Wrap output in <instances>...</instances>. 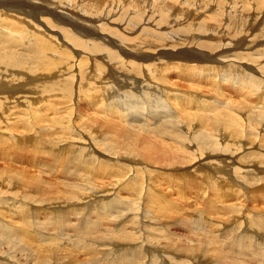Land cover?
I'll return each mask as SVG.
<instances>
[{
	"label": "bare ground",
	"instance_id": "6f19581e",
	"mask_svg": "<svg viewBox=\"0 0 264 264\" xmlns=\"http://www.w3.org/2000/svg\"><path fill=\"white\" fill-rule=\"evenodd\" d=\"M142 1H144L145 4L139 2V0H82V3L79 2V0H0V96H2L0 103L3 106L14 105V108L19 104L20 108L23 110L22 112L27 118L25 117V119H22L16 116L15 125L17 123L21 128H39L37 133L32 130V132L35 133L32 134L35 138L33 139L34 141L30 140V142L35 148L46 147L45 151L44 148L42 149L45 154H49L50 151L55 148L59 149L48 155L50 158H58L60 162L57 163V165L53 163L48 167L50 173H55V175L56 173H64L65 175H68V173L77 174L80 170H77L76 167H85L82 161H88L91 163V165H88L91 170H96L95 167H98L102 170L105 177L117 179L119 183L115 184V188L118 186L119 188H117L118 191L114 190L115 199H110L108 196L105 197V199L100 197L101 199L99 201L103 210L98 217L100 222H102L104 218L108 220L112 207L118 205V203L122 201L135 205L132 209L133 211L123 212L126 216L123 220H117L115 222V230L107 228V240L112 246H100V249H96L92 252V258L90 257V260L97 256L95 259L99 264H146L144 263V261L147 260L146 252L152 249L147 246L149 241L142 244L131 242V244L128 243L129 240L126 241L125 238L129 236V238L134 237L133 239H136L143 237L145 234L144 232L154 235L157 232L168 230L166 226L163 228L164 226L160 227L151 224V219H157L156 217H158L159 212L165 209L167 200L158 191L157 185L155 186L156 182L152 174H156V171L153 172L149 168L153 166H163L162 168H165L167 171H170L173 167L178 170L180 165L184 164L186 161L189 162L188 159L186 160V155L190 152V149H192L190 147L195 145H197L199 150H202L201 160L203 162L194 168L196 176L197 172L202 170L200 168H202L201 166L203 165L206 169L212 168V171H219L224 174V182L226 179H231V175L227 176L226 173L231 172L233 169L235 172L238 171L236 172L238 175L242 174L241 181H238L243 183V185L239 184V186L245 188V190L242 191V193L247 192L246 195L244 194L245 196H243V194H227V191H231V189L233 191L235 189V187L230 188L229 185L225 186V189L222 190L227 192V197L233 196L234 199L243 201V204L236 202L234 203L235 205L227 207L229 214L230 212L239 214V216L227 222L230 224L236 222V225L229 229L226 228L225 231L227 232L223 234L216 232V235L210 237L211 241H207L209 244L206 242L202 245L196 243V240H201L198 237L200 235L196 234L191 239H197L193 241L188 239L184 246L180 247L174 245L171 247L156 243L151 246L153 247L152 250L157 249L159 251L168 252L167 254H162L165 256V259H167V257L170 259L173 255L178 258L184 256L186 259L190 257L191 259H189V261L193 263H195V257L198 255V252H202L203 256H205L202 262L206 263L208 261V264L209 262L210 264H248L249 254L246 255L243 253L253 254L252 256H256V258L253 259L258 260L260 258L263 260V211L260 213L256 209L257 211H255V213H258L254 214L251 210H248L250 211L248 213L246 210L250 207L249 204L251 202H255L259 196L260 198L262 197L260 189H264V78H254L255 76H251L250 73H246L245 75L243 70L245 67L241 66L239 63L246 62L244 58L250 61L251 58L247 55L235 54V57L232 56L225 60L216 58V56H211L214 51L222 50V48L218 46H215V48L210 47V54L209 52L204 54L196 52L199 56L195 55L193 50L181 51V48L185 47V44L190 45V47L192 46L191 44L194 43L200 44V42L195 41V38H199L201 35L207 34L210 39H216L221 36L220 34L206 33L205 29H209L211 23L219 27L220 25L228 27L229 29L227 28L226 30L235 34V40L242 39L248 34L247 31L251 29L249 25L251 20L245 19L242 13H235L236 15L223 17V12H236V10H239L241 7L245 8L246 4L252 0H178L181 1L183 5L187 6L188 9L186 11L188 12H184L183 9L180 8H174V6L169 3V0ZM253 1H256L258 4H262L263 2L262 0ZM107 5L110 7L108 6L107 8ZM74 8L78 10L74 11ZM189 9H196L193 11L194 13L199 12L207 19L203 26L200 27L196 24L187 22L185 16L192 15ZM118 10L119 15H115L116 17H113L114 19L111 20L112 22H97V17H102L103 15L110 16L114 12L117 13ZM204 11H209V14H204ZM80 13H83L84 16ZM88 14L91 16L89 17ZM179 16L183 17V19H181L182 22L177 21ZM142 23H151L155 24V26L152 25L151 27L150 25H143ZM110 25L116 26L112 28L113 26L110 27ZM176 25H179L177 27L178 29ZM108 27L110 28L108 29ZM119 27H123L125 31H123V29L120 30ZM162 27H166V30L162 31ZM169 27L174 28L170 33L175 32V34H180L178 41H175L173 44L175 46L172 45L171 48H177L178 50L175 52H167L169 48L162 51L164 47H167L166 43L169 42L167 39V34H169L168 30H170ZM125 39L131 42L128 44ZM213 44L214 43L208 45ZM200 56H210L208 59L212 58L225 64L222 66L220 64L216 65L210 63V60H206V63H202V60L205 59ZM190 57L198 61L194 62ZM161 58H168L171 60L179 58L184 61L176 63L177 66H175L174 61L165 62V60H160ZM158 59L160 62H158ZM149 60H152V62H149ZM172 69L179 70L178 78L182 80V82L187 83L186 85L179 83V79L178 81H172L171 79L173 78L170 79L168 76L169 79L164 81L167 87H164L167 90L166 93L163 87H153L151 84L152 87H150V85H148V82L152 81V79L155 80L156 83L163 81L166 74L169 73L168 71ZM237 70H241V72L235 75L234 73ZM222 73L225 75V81L231 84L230 89L233 90L228 95L231 96L232 93H235L237 96L242 97L238 98V101H233L230 96L225 94L227 87L223 88L222 86V83H224H221L223 80L221 78ZM263 74L262 77H264ZM133 76L139 77L141 80L143 79V81L140 82V79H127ZM157 79H159L158 82ZM246 81H248V83ZM143 82H147L148 84H142ZM208 83L210 89L213 88L215 92L217 91L220 93L218 94L216 92L219 97L224 95V97L222 96L223 100L224 98L227 99L224 101H226V104L227 102L229 104H227V108L222 109L226 105L220 107L221 103L217 106L215 101L211 102L207 99L209 96L207 98L196 96L197 94L194 92V88L197 86L201 87L203 84ZM257 83H259V87L256 86ZM141 84L144 86H141ZM181 85H183V87L185 86L186 89L181 87ZM25 86L29 87V94L25 93L23 90ZM135 86L138 87L139 91L137 90L135 92V89H130ZM150 88H158V92H162L164 98L156 94L152 96L148 90ZM129 89L133 95L129 92ZM205 89L207 88L205 87ZM82 93H85L87 96H98L101 93L102 100L97 98L88 99L87 102L89 105L87 106L92 107V110L95 111L94 116H97L105 123L109 120L106 117L108 113L114 117L122 116L126 119L135 121L136 119H134L133 116L136 115L130 113L132 108L128 106L132 105L131 103L143 102L144 106L139 107L144 111L145 107L149 106L150 113L156 111V106L153 104L152 100L163 102L167 106L165 112L168 114L165 115V117L171 116V118L166 120V130H163V133L157 136H149L155 138L166 137V139L163 138L165 141H161V144H156L146 139L149 146L148 157L156 159L161 163V165H146L147 168L145 170L150 171L148 176L146 173V179L143 178L144 176L142 175L143 172L140 171L141 169L131 178L126 176L121 170L125 167L124 165H122L123 167L120 166L117 161H114L113 164L109 163L107 160L111 162H113V160L106 157L103 148L96 141L90 126L76 123V120L74 121L72 117L67 114H60L59 117L57 116L59 114H54L52 117L43 115L44 117H42L40 109H37L41 103L35 107V113L31 107L33 106L32 104L35 103V99L32 97L35 96L34 94L46 98H48V96L60 95L63 98H69L76 104L79 97L85 95L78 96ZM254 93H257L258 96H254ZM245 94L251 95V97L253 95L254 98H247ZM149 95L152 96V99L147 98L146 101L141 100ZM60 96H57V99ZM217 96L215 95V97ZM62 100L63 99L60 101L62 102ZM230 100H232V102ZM49 104H51V102H49ZM71 104L72 103L66 104L65 107L69 105L71 109ZM246 105L248 109L245 108ZM21 106H23V108ZM75 106L76 105L72 107L76 108ZM44 108L46 107L44 106ZM163 109H165V107H163ZM251 109L256 115L254 113V115H251ZM59 113H61V111ZM76 113L77 115H74L75 118H82L80 108ZM19 116L21 117L23 115L20 114ZM87 116V118L92 119L89 117L91 116L90 114H87ZM182 116L183 122L178 120ZM46 120L56 124L48 135H44V133L49 130L45 122ZM123 122H125V120H123ZM123 122H117V124H115V122H109V124H107V130L113 134V136H111L113 140H111V144H109V154L115 156V158H117V154L122 153L121 150L127 152V150H125V144H131L133 140H141V142H143V138H141L143 135L142 128H136V132L135 130H123ZM167 125L177 132H172V130L170 131V129H167ZM85 130H89L91 133L88 134ZM65 134L67 136H65ZM0 139L3 138L0 137ZM61 139H67L66 141L68 144L75 143L77 146L74 145L72 148L61 149L59 147ZM18 141L20 142V139ZM1 142L4 143V141ZM158 142L159 141H157V143ZM13 143L14 141L12 144ZM12 144L9 145L12 146ZM20 144L18 145L19 148ZM13 146H16V144ZM131 146H133V144H131ZM49 147L52 148L50 151ZM42 150L40 149V151ZM137 150H139V154H141L143 148H137ZM203 153H209V156L204 157L205 155ZM127 154L131 156L128 162L136 161V163L142 164L140 163L139 154H137V152H127ZM92 155L94 156L91 158ZM219 155L222 156L221 160L217 159ZM234 157H238V159L241 158L239 163L241 162L243 167H238L234 161V163L232 162L231 158L233 159ZM67 163L76 167L67 166ZM218 163L220 164V168ZM203 171L202 175L204 173L206 179L212 177V175L210 177L209 173L206 175L208 170ZM210 174L212 173L210 172ZM120 175L123 177H119ZM165 175L168 174L166 173ZM185 175L194 177L192 173L188 172L185 173ZM221 177H223V175ZM245 177L246 181L250 182H245ZM3 179L5 178L3 177ZM213 181L212 184L218 182L216 181L213 183ZM208 182H206V184ZM67 184H69V182H64L63 186H60V188L66 187ZM79 184L83 187L78 185L72 188L66 187L64 193L56 187L55 192L57 196H55V202L62 201L61 199L57 200L59 196L64 195L65 198H67L68 195L73 193V196L69 198L71 202L77 200V198L81 200L83 194H85L87 190L93 188V180H89V176L81 178ZM217 185L219 184L217 183ZM220 185L222 187V184ZM180 186L185 187L186 185L180 184ZM197 187L200 186L198 185ZM124 191H127L129 196H121V193ZM203 191L206 190L203 189ZM257 191L259 195L256 199L257 196L253 195H255L254 192L257 194ZM39 192H41V190H39ZM181 192L182 190L179 191L180 196H182ZM214 192L216 191H213V198H217L221 201L222 199L220 200L219 197L224 196H218L220 193L217 195V193ZM3 193H5V189L0 190V195ZM205 193L207 194V192ZM75 194H79V196L75 198ZM199 194H201L200 191ZM206 194H204V196ZM119 196H121L123 200L118 201L116 204L114 200ZM213 198H211L209 208L212 206ZM7 200L8 199H2L0 196L1 220L6 214L4 209H7L9 206L8 203H4ZM20 200L21 199L17 200L16 203L20 202ZM12 205L13 202H11L9 207ZM90 205L92 204L86 206L90 207ZM96 206H99V202L91 207L96 208ZM117 210L118 212L121 211L120 209ZM35 211L39 212L41 209ZM88 213L91 214L89 209L86 211L85 219L91 218L90 214L87 215ZM95 213L96 211L93 212V216H95ZM205 213L212 214L206 211ZM202 214H204V212ZM242 216L247 217L248 224L245 227H240V221L238 220V218ZM98 218L96 217L93 222L97 223ZM195 218H197V216ZM5 219L6 218H4V220ZM53 220H55V218L51 217L49 224H51ZM32 224H35L33 219L30 220L27 231L30 235L35 236L32 232ZM42 224L43 223L39 222V225ZM131 228L134 229L135 232L130 230ZM213 237H215V239ZM221 239H225L226 244L221 243ZM216 242L217 245H214ZM218 242H220V244H218ZM126 243L128 249L126 247L125 250L121 249L120 246H124ZM209 245H214L218 248L213 247V249H211V247H207ZM225 245L229 247V250L225 249L227 248ZM136 247H138L137 250H135ZM101 250L105 253L101 254ZM121 250H123V252H121ZM223 253L225 257L224 255L222 256ZM33 258L39 261L38 264H66L61 260L62 258L53 259L40 255ZM232 258L234 261L229 260ZM149 260L151 262L148 264H157L159 263V256L155 255L149 258ZM262 260L260 261L261 263H263ZM179 261V264L185 263L181 260ZM244 261L245 263H243Z\"/></svg>",
	"mask_w": 264,
	"mask_h": 264
},
{
	"label": "rangeland",
	"instance_id": "374dc122",
	"mask_svg": "<svg viewBox=\"0 0 264 264\" xmlns=\"http://www.w3.org/2000/svg\"><path fill=\"white\" fill-rule=\"evenodd\" d=\"M262 1H263L262 4H258V3H256V1L252 0L246 4L245 8H247V9L241 7L239 10H236V12L235 11L223 12V17L230 16V15H236L235 13H242L245 16V19L251 20L249 23V25L251 26V29L249 31H247L248 34H246L242 38L244 41L242 39L235 40V34L226 30L228 27H224V25H220V27H219L218 25H216V24L212 25L213 23H211L209 26L210 30L205 29L206 33H208V34H220L221 36L216 38L218 40L212 39V38H211L212 39L211 40L207 34H204V35H201L199 38H197V37L195 38V41L200 42V44H195V43L191 44L192 48L190 47V45L185 44L184 45L185 47H182L181 51L182 50H190V51L193 50L194 51L193 53L195 55L199 56L196 52L201 53V54L209 52V54H210L209 48L210 47L215 48V46H218V47H221L222 50L214 51L211 54V56H216V58H221V59L225 60V59H228L229 57H232V56L235 57V54L247 55L248 57L250 56L251 60L249 61L247 58H244V60L246 62H240L239 63V64H241V66L245 67L243 69L245 75H246V73H250L251 76H253V77L255 76L254 78H264V77H262V74L264 73V71H262V70H264V54H263L264 53V30H263L264 29V0H262ZM79 2L82 3V0H79ZM139 2L144 3V1H142V0H139ZM169 3L172 6H174V8H180V9H183L184 12H188V11H186L188 9L187 6L183 5L181 3V1L169 0ZM108 6L109 5H107V8H108ZM77 10L78 9L74 8V11H77ZM195 10L196 9H194V10L189 9V11L192 12V15H187V16H185V18H186L188 23H193V24H196L197 26L201 27L205 24L207 19L204 18V16L201 15L199 12H197L198 14L194 13L193 11H195ZM244 10H246L247 12ZM200 11H203V10H200ZM112 14L110 16H104L103 15L102 16L103 18L101 16L97 17L98 18L97 22H103V23H106L105 21L112 22L111 20L114 19L113 17H116L115 15H119V10L117 11V13L114 12ZM204 14H209V11H204ZM81 15L84 16L83 13ZM90 16L91 15H89V17ZM181 19H183V17L179 16L177 21L182 22ZM142 24L145 25L147 23H145V24L142 23ZM147 25H150L151 27H152V25L155 26V24H151V23L147 24ZM115 26L116 25H110V27H112V28H115ZM178 26L179 25H176V28ZM110 27H108V29ZM165 28L166 27H162V31L166 30ZM169 28H170V30H168L169 34H167L168 35L167 39L169 42L166 43L167 47H164L162 49V51H165L166 48H169V49H167L168 50L167 52H175L178 49L173 48L174 49V51H173V49H171V48H172V45L174 44V42L178 41V39L180 38L179 37L180 34H175V32L170 33L172 30H174V28L173 27H169ZM122 29H123V31H125V29L123 27L120 28V30H122ZM85 36H87V35H85ZM125 40L127 41L128 44L131 42L127 39H125ZM212 43H214L213 44L214 46L208 45V44H212ZM253 43H254V45H253ZM201 44H203V45H201ZM173 46H175V45H173ZM179 47H180V45H179ZM160 48H162V47H160ZM170 50H172V51H170ZM85 55H86V53H85ZM200 57H202V56H200ZM190 58L193 59L194 62L198 61L192 57H190ZM202 58L205 59V60H202V63H206V60H210V63L216 64V65L220 64L222 66L223 64H225L222 62H218L212 58L208 59V58H210V56L209 57H202ZM256 58H257V60H256ZM160 60H165V62H171V61L173 62L174 61L175 66H177L176 63H178V62L180 63L181 61H184V60H181L179 58L173 59V60L168 59V58H161ZM252 61H254V62H252ZM149 62H152V60H149ZM158 62H160L159 59H158ZM248 63H250V64H248ZM246 64H247V66H246ZM178 71L179 70H177V69H172V70L168 71L169 73L166 74L164 80L160 81L159 83H156V81L152 79V81L148 82L149 84L147 82H143L142 84H148V85L151 84V85H153V87L157 86V87L167 88L165 86L166 82H164V81H167V79H169V78L170 79L173 78V79H171L172 81H178V79H179L178 78V76H179ZM240 72H241V70H237L234 74L237 75ZM244 73H241V74H244ZM221 75H222L221 78L223 79V80L221 79L222 80L221 83L224 82V83H222V86H223V88L227 87L225 90V94L227 96H230L228 94L233 91L230 89L231 84L228 83L227 81H225L226 79H225V75L223 73ZM127 79H130V80L136 79L137 80L140 78L133 76V77H129ZM158 80L159 79H157V82H158ZM141 81H143V79L142 80L140 79V82ZM246 82L248 83V81H246ZM179 83H182L185 85L187 84V83L182 82V80H180ZM142 84H141V86H144ZM249 84H250V82H249ZM151 85H150V87H152ZM208 85H209V83L203 84L201 87L197 86L196 88H194V92L197 95L196 94H193V95H196L198 97L201 96L200 98H202V97L207 98L209 96L207 98L208 100H210L211 102L215 101L217 106H219L221 103L222 106L220 105V107H223L224 105H226L222 109L227 108L228 102L226 104L225 103L226 101H224L227 99L224 98V100H223V98H222V96L224 97V95L219 97L218 94H220V93H218L216 91L218 93L217 94L215 92V90L213 88L210 89V86H208ZM14 86H15V83H14ZM256 86L259 87V83H257ZM181 87H183V85H181ZM189 87H192V86H189ZM205 87L207 89H205ZM165 88H164V90H165L164 92L166 93L167 90ZM183 88L186 89L185 86ZM130 89H135L134 91L136 92L138 90V87L135 86V87L130 88ZM130 89H129V92L131 93ZM23 90L27 94L30 93V89L27 86H25L23 88ZM148 90L152 96H153V94H156V95H159L162 98H164V96L162 95V92H160V91L158 92V88H150ZM198 92H199V94H198ZM205 93H207V94H205ZM84 94L85 93H82V94H79L78 96L84 95ZM234 94L235 93H232V95L230 96L233 99V101H238L239 100L238 98H242V97H239L236 94L235 95ZM34 95L36 96V98H35V96H32L35 99V101H34L35 103L32 104L34 107L31 106L34 113H35V107L41 103L40 104L41 106L39 105L40 107L38 106L37 109H40L42 117H44L43 115H48V116L52 117V116H54V114L55 115L59 114V115H57L59 117L60 114L61 115L67 114L70 117H72V119L74 121L76 120L75 121L76 123L86 124V125L90 126L92 132L95 135L96 141L103 148L106 157L113 160V162H111L109 160H107V161L111 164H113L114 161H117L120 164V166L124 165L125 167L122 168L121 170L125 173L126 176L132 178V176L136 175L135 173L138 172L139 169H141L140 171L143 172L142 173V175L144 176L143 178L146 179L147 178L145 176L146 173H147V176L150 173V171L145 170L147 168V166H146L147 164L161 165V163L159 161H157L156 159L148 157L147 154H148L149 146L147 144L146 139H149V141L155 142L156 144H161V141H165V139H166V137H163L165 139H163L162 137L161 138L149 137V136H157L158 134H162L163 130H166L165 129L166 120L168 118H171V116L165 117V115H167L168 113L165 112L167 106L163 102H159L157 100H152L153 104L156 106V111L151 112V113L149 111L150 110L149 106L145 107L144 111L140 108V107L144 106L143 102L131 103L132 105H128V106L132 108L130 113L133 115H136V116H133V118L136 119L135 121L126 119L122 116L114 117V116H111L110 113H108L106 115V117L109 120H107V122L105 123L101 119H99L97 116H94L95 111L92 110V107L87 106V105H89V103L87 102L88 99L97 98L99 100H102L103 98L101 96V93L98 96L97 95L96 96H87L85 94L84 96L79 97V100H77L76 104L74 101H71L69 98H63L60 95L48 96V98L43 97V96L41 97V95L37 96V94H34ZM151 95H149V96H147L141 100L146 101L147 98L152 99ZM215 95L216 96L218 95V96L215 97ZM253 95L258 96L257 93H254ZM253 95L251 97V95L249 96V95L245 94V97L253 99L254 98ZM57 96H60V97H58V99H57ZM1 98H2V96H0V99ZM36 99H38V100H36ZM59 99L60 100L63 99L62 102ZM218 99H219V101H218ZM51 100H54V101H51ZM134 100H136V99H134ZM221 101H223V102H221ZM230 101L232 102V100H230ZM49 102H51V104H49ZM65 102H66V104L72 103L71 109H73V110H71L69 108L70 107L69 105H67L68 107H65L66 106ZM245 102H247V101H245ZM256 102H258V101H256ZM110 103H117V102H110ZM74 105H76L75 106L76 108L72 107ZM44 106L46 108H44ZM21 107L23 108V106H21ZM163 107H165V109H163ZM79 108H80V111L82 114V118H78V117L75 118V116L77 115L76 112L79 110ZM245 108L248 109L247 105L245 106ZM74 109L76 112L74 111ZM147 109H148V111H147ZM22 111L23 110L20 108L19 104L17 106H15V108H14V105L3 106L0 103V115H1L0 116V126H1L0 127V137L3 138V139H0V190L5 189V193L1 194L0 196L4 200L8 199L4 203H6V204L8 203L9 206H10L11 202H13V205L11 207H9L7 205L8 208L4 209L6 212L4 218H6V219L5 220H4V218H2V220L0 219V264H5V263H7V264H38L39 261H36L33 258L37 255L45 256V257H49V258H53V259L62 258L61 260L66 264H68V263L69 264H88V263L99 264L98 261L95 259L97 256L95 258H93L92 260H90V257L92 256V252L96 249H100V246H102V245L103 246L104 245L112 246L107 240L108 239V237L106 235L107 234V228L115 230L116 229L115 228V222L117 220H123L126 216V214H124L123 212L133 211L132 209L135 205L133 203L128 204V203H124V201H122V202L118 203V205L112 207V210H111V213H110L108 220H106L104 218L103 221L100 222L98 217L103 212L101 205H100V201H99L101 199L100 197L105 199V197L108 196V197H110V199H115L114 198L115 197L114 190H117V188H119V186L117 188H115L116 187L115 184L119 183V182H117V179L105 177V175H103V173H102V170L98 167L94 166L96 168V170H91L90 167H88V165H91V163L88 161H82L83 165L85 166L82 168H78V167H76L74 165H70L68 163L66 164L67 166H74V167H76L77 170H80V172H78L77 174L68 173V175H65L64 173L63 174L56 173V175H57L56 176L55 173H50L48 170V167L53 163H55L57 165V163H60V162H59L58 158L57 159L50 158V157H48V155L56 152V150H59V149L55 148V149L51 150L52 148L49 147V151L51 150L50 153L45 154L42 149L44 148V151H45L46 147L35 148L31 144L30 140L34 141L33 139L35 138V136H33L32 134H35V133H33L34 131L37 133L39 131V128L38 127H34L33 129L28 128V127L21 128L19 124L16 123V125H15V117L16 116L19 118L25 119L26 116ZM45 111H46V113H45ZM60 111H61V113H59ZM70 111L71 112L74 111V112H72V115H71ZM31 112H32V110H31ZM47 112H48V114H47ZM250 112H251V115H254V114L256 115V113L253 112L252 109ZM15 113H16V115H15ZM43 113H45V114H43ZM20 114L23 116L20 117L19 116ZM87 114H90L91 116H89V117H91L92 119L87 118L88 117ZM123 120H125V122H123ZM178 120L183 122V116ZM45 122H46L49 130L46 131L44 133V135H48L50 133V130L52 128H54V126L56 124L53 122H49L47 120ZM109 122H115V124H117V122H123V130H129V131L135 130V132H136L137 131L136 128H142L143 135L141 136V138H143V142H141V140H133V142H131V144H133V146H131V144H125V150H127V152H137V154H139V150H137V148H143V150H141V154H139L140 163H142V164L136 163V161L128 162V160L131 159V156H129V154H127V152H123V150H121V152H122L121 154H117V158H115V156H111V154H109V144H111V140H113V138H111V136H113V134H111V132H109V130H107V124H109ZM3 124H4V126H3ZM167 126H166V128L170 129V131H171L172 130L171 127L169 125H167ZM5 127H7V128H5ZM81 127L85 128L84 126H81ZM32 130H33V132H32ZM85 132L88 134L91 133L89 130H85ZM172 132H177V131L172 130ZM69 135H71V134H69ZM65 136H67V135L65 134ZM19 139H20V142L18 141ZM66 140L67 139H61V141L59 143V147L61 149H67L69 147L72 148V146L76 145L75 143L68 144ZM152 140H154V141H152ZM1 141H4V143ZM13 141H14V143L12 144ZM157 141H159V142L157 143ZM8 142H9V144H12V146L9 145ZM15 144H16V146H13ZM19 144H20V148L18 146ZM194 144H196V143H194ZM190 148H192V149H190V152L187 153V155H186V160L188 159L189 162L186 161L184 164L180 165L178 170L174 169V167H173L170 171H167V170H165V168H162L163 166H158V167L153 166V167L149 168L153 172L156 171V174H154V173L152 174L154 176V181L156 182L155 186L157 185L156 187H157L158 191L167 200V202L165 204V206H166L165 209H162L159 212L158 217H156L157 219H151L152 220L151 224H154L155 226H160V227L164 226L163 228H165V226H166V227H168V230L162 231V232H157L154 235H152L151 233L146 234V232H144L145 234L143 235V237L136 238V239H133L134 237L129 238V236L128 237L126 236L125 240L130 241V242L128 241V243H131V242L136 243L137 242L139 244H142V243H146L147 241H149L150 243L148 242L147 246L149 248H152V249H153V247H151V246H153L156 243H158L160 245H164V246H171L172 247L174 245H177V246L181 247L187 243L188 239H191L196 234H199L202 238L200 236H198L201 240L200 241L196 240V243H199V245L205 244L204 242L209 244L208 242L211 241L210 237L213 235H216V232L223 234V233L227 232V231H225L226 228L229 229V228L236 225V222L233 224H230L227 222L231 219L236 218L237 216H239V214H237V213L235 214L233 212H230V214H229L227 207L235 205L234 203H236V202L243 204V201L234 199L233 196L227 197L226 193L228 192L227 194H231V195L243 194V196H245L247 194V192L242 193V191L245 190V188L243 186H239V184L243 185V183L240 182L242 179V174L238 175V173H236L238 171L235 172V170L233 169L231 172L226 173L227 176L231 175L232 180L226 179L224 182V174H222L219 171H217V172L214 170L212 171V168L206 169L203 165V166H201L202 168H200L202 170L199 171L200 173L197 172V176H196L194 173V168L196 166H198L200 163H203L201 160L202 150H199L197 145L191 146ZM37 149L39 150V152ZM40 149L42 151H40ZM36 150H37V152H36ZM9 153H11V154H9ZM209 153H203L205 155L204 157L209 156ZM29 154H31V155H29ZM206 154H208V155H206ZM93 156L94 155H92L91 158ZM221 157L222 156L219 155L217 159L221 160L222 159ZM234 158L233 159L231 158L232 162L234 161L238 167H243L241 162L239 163L241 158L240 159H238V157H234ZM134 159H136V158H134ZM168 163H170V162H168ZM73 164H76V163H73ZM165 165H166V163H165ZM218 165L220 168L219 163H218ZM45 168H47V169H45ZM116 168H117V166H116ZM203 170H208L206 175L209 173L210 177L212 175L213 178L212 177L211 178L215 181H213L211 178L206 179L204 173L202 175ZM187 172L192 173L194 175V177H189L188 175H185V173H187ZM210 172L212 174H210ZM166 173L168 175H165ZM58 174H59V176H58ZM222 175H223V177H221ZM85 176H89V180H93V184H92L93 188H91V190H87V192H85V194H83V198H81V200H79V198H77V196H79V194H77V195L75 194V198H77V200H73V202H71V200H69V198H71V196H73V194H74L73 193L71 195H68L67 198H65L64 195H61V196H59V198H57V200L61 199L62 201L55 202L56 201L55 196H57V193L55 192L56 187L59 188L60 190H62V193H64V191L66 190V187L72 188L73 186H77V185L81 186V184H79V182H81V178H85ZM237 176H239V177H237ZM3 177L5 179H3ZM119 177H123V176L120 175ZM238 180H240V181H238ZM208 181L209 182L211 181V182L209 183ZM212 181H213V183H215L216 181H218V182H216L215 184H212ZM235 181L238 184H236ZM244 181L250 182V181H246V177L244 178ZM6 182H7V184H6ZM64 182H69V184H67L66 187L60 188V186H63ZM206 182H208V183L206 184ZM232 182H234V183H232ZM217 183L219 185L222 184V187H221V185L220 186L217 185ZM225 183H227V184H225ZM180 184H183L186 186L183 187V186H180ZM198 185L200 187H197ZM228 185L230 188L235 187L234 190H236V191L233 190L234 191L233 192L232 189H231V191L229 190L227 192L222 191L225 189V186H228ZM207 186L210 190L207 188ZM212 186H213V188H212ZM218 186L220 188H223V189H220ZM81 187H83V186H81ZM105 187H106V189H105ZM203 189H205L206 191H203ZM39 190H41V192H39ZM111 190H113V191H111ZM181 190H182V192H181L182 196H180V194H179V191H181ZM199 191L201 192V194H199ZM213 191H216L214 193H217V195L220 193L218 196H224V197H219L220 200L222 199L221 201H219L217 198H215V199L213 198L214 197L212 195ZM205 192H207V194ZM260 192H261L260 194L262 196L261 198H260V196L258 198L259 194L257 191V194H256V192H254L255 195H253V196H257L256 199L257 198L258 199L255 202H251L250 204L248 202H246L247 204L250 205V207L246 210L247 213L250 212L248 210H251V212H253L254 214H256L258 212L262 213L261 211H263V213H264V189L263 188L260 189ZM204 194H206V195L204 196ZM199 195H201V196H199ZM121 196H129V195H128L127 191H124L121 193ZM121 196H119L118 198H116V200H114V201H116V204L118 201L123 200ZM253 196H251V197H253ZM211 198H213L212 206L209 208ZM244 198H246V197H244ZM19 199H21L20 202L16 203V201ZM98 202H99V206H96V208L94 207L95 209L91 207V206H94L95 204H98ZM88 204H92V205H90V207H88V206H86ZM119 206H121V207H119ZM39 209H41V211H39V212L35 211V210H39ZM88 209L91 212V214L88 213L87 215L90 214L91 218L85 219L86 211ZM117 209H120L121 211L118 212ZM256 209L258 210V212L255 213V211H257ZM225 210H227V211H225ZM94 211H96L95 216H93ZM205 211L211 212L212 214L210 215V213H205ZM203 212H204V214H202ZM263 213H262V215H264ZM141 214H143V213H141ZM196 216H197V218H195ZM51 217H54L55 220H53V222L51 224H49ZM96 217L98 218V221H97V223H94L93 220ZM31 219H33L34 223H35V224H32V226H33L32 232L35 234V236L30 235L27 231V227H28V224H29ZM238 220L240 221V227H245L248 224L247 223V217H245V216L238 218ZM39 222H41L43 224L39 225ZM144 223H146V222H144ZM205 223H207V224H205ZM145 225H147V224H145ZM225 225H227V226H225ZM130 230L135 232L134 229H132V228ZM144 238H145V241H144ZM213 238L215 239V237H213ZM117 239H119V238H117ZM151 239H153V240H151ZM195 239H197V238H195ZM195 239H191V240L193 241ZM220 242L223 244H226L225 239H221ZM220 242H218V244H220ZM192 243H194V242H192ZM263 244H264V241H263L262 245ZM214 245H217V242ZM214 245H209L207 247H209V248L211 247V249H213V247L218 248ZM120 247L123 250H125V247L128 249L127 243L124 246L121 245ZM225 247H227V248H225L226 250H229V247L227 245H225ZM137 248L138 247H136L135 250H137ZM152 249L147 250V252H146V257H147L146 259L147 260L144 261V263H146V264L150 263L151 261L149 260V258H152L155 255L159 256V263H157V264H160V263L161 264H169V262H170V264H179V262H180L179 260L185 262L183 264H208V261L206 263L202 262L203 259L205 258V256H203L202 252L197 253L199 256L196 255V257H195L196 260L194 261L195 263H193V262L189 261V259H191L190 257H188L187 258L188 260H187L184 256L178 258V257H175L173 255V257H170V259H169V257H167V259H165V256H163L162 254H167L168 252L159 251L157 249L152 250ZM123 250H121V252H123ZM100 252H101V254L105 253L102 250ZM155 252H156V254H155ZM243 254H246V255L249 254L248 255V259H249L248 264H263L264 263V259L263 260L260 258L258 260L253 259V258H256V256H252L253 254L252 255L250 253H243ZM223 255H224V253L222 254V256ZM251 256H252V258H251ZM7 257H10L12 260L10 258H7ZM224 257H225V255H224ZM88 260H89V262H88ZM197 260H198V262H197ZM229 260L234 261L233 258L229 259ZM261 260L263 263L260 262ZM243 263H245V261ZM209 264H210V262H209ZM236 264H238V263H236Z\"/></svg>",
	"mask_w": 264,
	"mask_h": 264
}]
</instances>
